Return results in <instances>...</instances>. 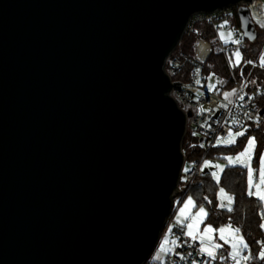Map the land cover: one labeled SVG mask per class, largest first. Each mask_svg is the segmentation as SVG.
Instances as JSON below:
<instances>
[{
	"label": "water",
	"instance_id": "1",
	"mask_svg": "<svg viewBox=\"0 0 264 264\" xmlns=\"http://www.w3.org/2000/svg\"><path fill=\"white\" fill-rule=\"evenodd\" d=\"M249 1L0 0V264L147 263L192 113L166 60L232 5L254 41Z\"/></svg>",
	"mask_w": 264,
	"mask_h": 264
},
{
	"label": "built area",
	"instance_id": "2",
	"mask_svg": "<svg viewBox=\"0 0 264 264\" xmlns=\"http://www.w3.org/2000/svg\"><path fill=\"white\" fill-rule=\"evenodd\" d=\"M241 5L249 9L256 29L257 27L264 29L261 26L264 25V0H251ZM239 7L240 4H237L214 12H202L191 16L185 34L195 32L197 25L205 22L211 25L214 32L213 37L211 39L197 37L191 54L180 49L181 41L165 63L166 71L172 82H181V88H173L171 95L185 112L192 111L191 115L187 116L186 134L188 128L199 134L197 141L190 139L188 148H198L203 151V155L216 147L218 139L224 140L230 130L247 129V133L255 128L264 127V112L261 113L264 108V82L260 84L258 79L252 75L256 70L264 71V67L260 66V58L264 56V44L255 58L245 57L244 48L248 46V39L241 28L238 16ZM221 31H233L235 40L239 39L241 43L237 45L231 40L227 42L222 40ZM237 48L241 52L242 59L238 66H234L236 63L234 52ZM213 53L225 56L229 67L228 77L204 71L203 67ZM197 80L200 81L199 84L196 83ZM209 85H213L211 90ZM224 93L233 94L225 99ZM241 96L244 97L243 100L240 99ZM233 121L236 123L234 124ZM184 155L183 169L188 165V171L183 174L182 170L181 191L183 190L181 183L191 182L196 176L203 175L206 169L204 168V156L195 157L187 162L185 152ZM187 223L189 220H174L169 225L165 234L168 233L176 240L173 252H170L164 261L149 260L147 264H234L227 252H216L214 260L201 253L202 247L198 240H192L186 235ZM247 244L249 245L248 242ZM242 255L251 257L247 262L242 261V264H254L250 245Z\"/></svg>",
	"mask_w": 264,
	"mask_h": 264
},
{
	"label": "trees",
	"instance_id": "3",
	"mask_svg": "<svg viewBox=\"0 0 264 264\" xmlns=\"http://www.w3.org/2000/svg\"><path fill=\"white\" fill-rule=\"evenodd\" d=\"M213 35L214 32L211 25L205 22L199 23L195 32L183 36L180 49L191 54L197 37L202 36L211 39ZM263 44L264 29L257 27L256 39L254 41L248 40V46L244 48L245 57L255 58ZM203 69L206 73L215 72L225 77L229 76L227 61L225 56L220 53H213ZM252 75L254 78L258 79L260 84L264 82V71L256 70ZM250 133H254L260 141L264 142V127L261 126L245 133V135L230 148L239 149L242 144L241 139L247 137ZM190 139L191 137L186 134L183 141V150L186 154L187 162L195 157L201 156H204L205 160L210 159L215 161L219 153L223 151L214 147L203 155V151L198 148H188ZM209 172L210 170L204 172L201 176H196L189 183H181L183 190L175 197L172 213L162 235L165 234L169 225L174 221L173 219H175L178 207L182 204L185 197L191 194L197 200V203L207 210L208 222H211L215 226L231 225L232 227L239 228L245 240L251 246L253 251V263L264 264V259H261L259 256L262 245L257 243V241L264 242V233L261 228L264 207L261 206L256 198L248 195L245 170L241 166H228L221 172L220 184L233 196L234 204L231 212L225 207H220L221 203L217 195V187L212 181ZM147 263H149V260Z\"/></svg>",
	"mask_w": 264,
	"mask_h": 264
},
{
	"label": "snow or ice",
	"instance_id": "4",
	"mask_svg": "<svg viewBox=\"0 0 264 264\" xmlns=\"http://www.w3.org/2000/svg\"><path fill=\"white\" fill-rule=\"evenodd\" d=\"M227 23V22H225ZM264 27V25H261ZM229 37L232 36V32L228 33ZM224 38L223 33H221V39ZM227 42V41H226ZM233 43L239 45L241 41L239 39L233 41ZM234 56L236 57V63L234 66H238L241 62L242 56L239 48L234 52ZM248 63H252L251 61H248ZM260 66L264 67V56H261L260 58ZM199 71V70H197ZM243 74V73H241ZM197 84L200 83L199 80L196 81ZM213 88V85H209V89L211 90ZM235 92V90H233ZM233 93H224L225 99H228L230 95ZM241 100L244 99L243 96L240 97ZM235 124L236 121H233ZM247 129H244L243 131H238L235 134L230 130L228 132V138L224 140H217V145L224 143V144H235L236 143V138L237 137H242L245 135ZM203 146V145H201ZM256 146V140L254 137H250L247 140V144L244 148V150L240 153H238L235 157L232 156H227L225 159L228 161V165L230 166H235L239 165L247 170V177H248V195L249 196H255L259 201L264 204V154H261L259 157V168H258V173H259V182L254 183L253 180V173L254 169L252 167V159H253V152ZM205 166H208V162L205 161ZM217 169H219L221 172L223 171V167L219 164L215 165ZM188 169H185V172H187ZM212 176L214 179L219 181L220 177L217 175L216 172L212 173ZM253 188H255V191H253ZM220 195L222 198H226L228 203L225 205L224 203H221L220 207H227L228 211H232V203H233V198L230 196H227L225 193L224 189H220ZM190 207H195V204L192 200L191 197L188 198V200L184 203L183 208L180 209V217H182L184 220H190L191 222L186 224L187 232L186 235L191 237L192 240H197L200 239L201 242L204 241L205 238L208 240H211L210 233L214 231V229L209 225L204 228L203 234L198 235L199 233V227L198 225L203 222V219L207 216V212L205 211L204 207L201 206L199 210L195 213V215H188L187 211ZM262 219H264V214H262ZM261 228L264 229V223L261 224ZM220 233V239L224 240L225 243H230L231 244V249L232 251L228 254L229 257L231 258L232 261H234V264H242V261L247 262L251 257L250 255H242V253L249 248V245L247 242L244 240L242 236L239 235L240 229L239 228H233L231 225H228L226 228H220L219 230ZM228 232L231 236V239L229 240L226 238L225 233ZM165 244L169 243V241L165 240ZM172 244H176V240L171 241ZM257 243H260L262 245V250L259 253V256L261 259H264V242L262 241H257ZM162 250L163 245L161 246ZM222 245L220 244H213L211 247L208 245H205L200 249L201 253L206 254L208 257L212 258L213 260L216 259V249L221 248ZM168 251H171L168 249ZM157 259H160L159 255L157 256ZM183 259V257H181ZM221 259H225L224 257H221Z\"/></svg>",
	"mask_w": 264,
	"mask_h": 264
},
{
	"label": "rangeland",
	"instance_id": "5",
	"mask_svg": "<svg viewBox=\"0 0 264 264\" xmlns=\"http://www.w3.org/2000/svg\"><path fill=\"white\" fill-rule=\"evenodd\" d=\"M229 32H232V36L229 37L228 33ZM221 33H223L224 35V38L222 40H225V41H235V36H234V32L233 31H221L220 32V38H221ZM233 134H235L236 132L238 131H232ZM188 136H190L193 141H197V139L199 138V134L194 132L191 128H188ZM250 137H254L255 140H256V146H255V149H254V152H253V159H252V167L254 169V173H253V180H254V183H258L259 182V173H258V168H259V157L261 154H264V142L263 141H260L256 135L254 133H250L249 135H247V137H244L242 140V144L240 146L239 149H236V148H230L231 146L235 145V144H224V143H221L219 145L216 144V147L219 148L220 150H223L219 153V156L217 157V159L215 161H212L210 159H206L205 161L208 162V166H205L204 164V168H209L210 169V177L212 179V181L214 182L215 186L217 187V195L220 199V201L222 203H224L225 205H227L228 201L226 198H222L221 195H220V189L223 188L225 193L227 194V196H230L233 198V196L220 184V179L219 181H217L216 179L213 178L212 176V173L213 172H216L217 175L219 177H221V171L219 169H217L215 167V165L219 164L223 167V170L230 166L228 165V161L225 159V157L227 156H232V157H235L238 153L242 152L247 144V140L250 138ZM228 136L225 138L227 139ZM241 137H237L236 138V143L239 141ZM226 149V150H225ZM225 150V151H224ZM235 166H239V165H235ZM188 169V165H186L183 169V174L185 173V169ZM243 168V167H242ZM246 172V182H247V191H248V177H247V170L245 168H243ZM253 191H255V188H253ZM191 197L194 204H195V207H190L187 211L188 215H195V213L199 210V208L201 207V205H199L197 203V200L191 195H187L185 197V199L183 200L182 204L178 207V210H177V214L180 216V209L183 208L184 206V203L188 200V198ZM254 198L257 199V197L255 196H252ZM258 200V199H257ZM259 201V200H258ZM261 206L264 207V204H262L261 201H259ZM233 204H234V200H233V203L231 205V207L233 208ZM227 209V207H225ZM205 209V208H204ZM228 210V209H227ZM205 211L207 212V210L205 209ZM174 220V219H173ZM189 222H191L189 220ZM262 223H264V219L262 220ZM261 223V224H262ZM211 226L214 231L212 233H210V236H211V240H208L207 238L204 239L203 242H201L200 239H197L198 242L200 243L201 247H204L205 245H208L209 247H211V245L213 244H220L222 245L221 248L219 249H216L215 252H221V251H224V252H227V253H230L232 251L231 249V244L230 243H225L224 240L220 239V233H219V229L220 228H226L228 225H218V226H215L214 224H212L211 222H208V212H207V216L203 219V222L200 223L198 225L199 227V233L198 235H202L203 234V230L205 227L207 226ZM235 228V227H233ZM263 230V233H264V229ZM240 236H243V234L240 232L239 233ZM225 236L226 238H228L229 240L231 239V236L228 232L225 233ZM165 240L169 241V243L165 244ZM174 240L173 237H171L170 235H168V233L166 234H163L161 239H160V242L156 248V250L154 251L152 257L149 259V260H154L156 262H161V261H164L167 257V255L170 253V252H173V249H174V244L171 243V241ZM245 240V238H244ZM246 241V240H245ZM163 245V249L162 250V246ZM168 249H170L171 251H168ZM159 255L160 259H157V256Z\"/></svg>",
	"mask_w": 264,
	"mask_h": 264
},
{
	"label": "crops",
	"instance_id": "6",
	"mask_svg": "<svg viewBox=\"0 0 264 264\" xmlns=\"http://www.w3.org/2000/svg\"><path fill=\"white\" fill-rule=\"evenodd\" d=\"M177 215V214H176ZM176 217V216H175ZM174 220H176V219H174Z\"/></svg>",
	"mask_w": 264,
	"mask_h": 264
}]
</instances>
